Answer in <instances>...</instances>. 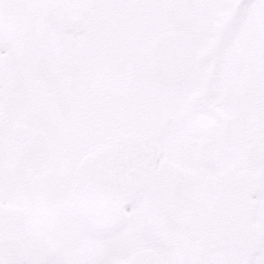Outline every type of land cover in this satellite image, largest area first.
<instances>
[{"label":"flooded vegetation","instance_id":"flooded-vegetation-1","mask_svg":"<svg viewBox=\"0 0 264 264\" xmlns=\"http://www.w3.org/2000/svg\"><path fill=\"white\" fill-rule=\"evenodd\" d=\"M218 2L19 0L0 9V264H130L143 249L166 264L264 260V159L256 164L245 149L264 145V47L253 46V25L237 6L217 14ZM60 14L76 17L78 29L60 30ZM180 33L194 42V67L162 87L149 53ZM61 86L72 104H85L90 146L113 141L121 131L109 114L128 106L143 113L130 134L161 149L156 170L199 182H161L122 205L83 186L85 148L71 130L61 142L49 133L53 114H39L36 103ZM16 126L30 128L24 141L13 137ZM49 174L64 178L61 196L43 190ZM250 227L249 251L203 249L214 250L230 229V241L237 231L244 241Z\"/></svg>","mask_w":264,"mask_h":264},{"label":"water","instance_id":"water-1","mask_svg":"<svg viewBox=\"0 0 264 264\" xmlns=\"http://www.w3.org/2000/svg\"><path fill=\"white\" fill-rule=\"evenodd\" d=\"M153 152V161L148 162V165L138 167L137 163L132 164H120L117 166L107 165L106 168H110L107 178L103 181L101 178L98 181L89 180V171H87L86 182L99 189L112 192L125 200L134 198L143 188L154 189L159 175H154L152 172V166L156 158V151ZM143 159V157H139ZM97 167V165H96Z\"/></svg>","mask_w":264,"mask_h":264},{"label":"rangeland","instance_id":"rangeland-1","mask_svg":"<svg viewBox=\"0 0 264 264\" xmlns=\"http://www.w3.org/2000/svg\"><path fill=\"white\" fill-rule=\"evenodd\" d=\"M256 8V7H255ZM238 41L239 40H236V41H232V45H238ZM17 93L18 92H12L11 94V99L13 100H17ZM46 102H45V106L48 108V109H54V110H57L58 111V107H59V100L58 98L54 95V92L51 91V92H48L46 91V93L42 96ZM66 103L68 104V106L71 107V112H67V113H64V112H59L57 114H70V117L71 118H74L77 116V114H82L83 113V106L80 104V105H77V106H74L72 104V102L70 101V99H66ZM113 109V110H117L116 108H113V107H110L109 108V111ZM72 112L74 114H72ZM120 113L121 114H111V116H113L112 118L113 119H116L118 118L120 124L118 125V128L120 129L121 128V132L119 133H130L131 130H132V126L135 125V114H143V113H137L133 110H129L128 109V106H125V109H121L120 110ZM53 114V113H51ZM81 120V118H78L75 120L76 123H78L79 121ZM70 119H67L65 120V125L67 127L70 126ZM111 130V129H110ZM85 144V141L84 142H81V145L84 146Z\"/></svg>","mask_w":264,"mask_h":264},{"label":"bare ground","instance_id":"bare-ground-1","mask_svg":"<svg viewBox=\"0 0 264 264\" xmlns=\"http://www.w3.org/2000/svg\"><path fill=\"white\" fill-rule=\"evenodd\" d=\"M180 46V43H174L173 44V48ZM173 54L171 55V59H172V63H171V70L173 72H176L178 70V68L181 66L182 63H184L186 61V55L185 54H176L174 52V50L172 51ZM184 55V56H183ZM159 67L160 69H164L166 68V55L162 54L159 60Z\"/></svg>","mask_w":264,"mask_h":264},{"label":"snow or ice","instance_id":"snow-or-ice-1","mask_svg":"<svg viewBox=\"0 0 264 264\" xmlns=\"http://www.w3.org/2000/svg\"><path fill=\"white\" fill-rule=\"evenodd\" d=\"M19 0H0V9H6L8 7H20ZM249 264H264V260H256L253 258L249 261Z\"/></svg>","mask_w":264,"mask_h":264}]
</instances>
